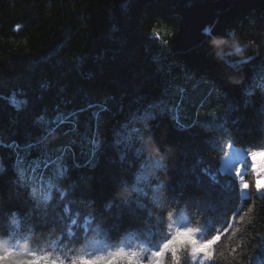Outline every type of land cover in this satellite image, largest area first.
<instances>
[{
    "label": "trees",
    "instance_id": "obj_1",
    "mask_svg": "<svg viewBox=\"0 0 264 264\" xmlns=\"http://www.w3.org/2000/svg\"><path fill=\"white\" fill-rule=\"evenodd\" d=\"M176 24L181 28L178 37ZM208 26L212 30L205 34ZM153 29L158 33L155 37ZM262 42L264 0H0V162L6 170L0 173V193L5 211L20 212L22 217L15 218L18 225H31L38 237L59 235L70 244L82 242L84 236L103 238L93 230L82 234L75 225L74 237L66 236L50 230V223L25 218L28 200L14 196L13 189L18 175L15 146L39 143L43 134L35 122L39 114L46 110L51 115L57 107L79 111L106 101L108 111L101 114L98 127L91 112L99 109L94 108L79 112L77 124L66 122L48 135V153L62 154L72 148L81 130L101 141L98 161L70 168L66 184L58 185L63 196L57 199L72 198L65 206L85 218L93 209L83 199H92L100 217L106 218L111 240L124 233L125 239L140 234L151 246L166 238L160 223L173 210L170 200L175 192L182 191L174 219L182 218L186 224L199 220L207 235L215 229L224 232L216 245V256L223 251L224 257L211 264H264V198L251 186L256 182L252 169L245 177L250 181V196L245 200L231 191L235 178L220 173L225 187L217 186L219 194L209 202L203 195L209 179L202 172L204 168L218 171L223 159L218 148L225 141L235 139L236 147L243 149L264 147L258 125L264 91L257 88L247 98L236 83L252 77L253 60L264 61ZM186 76L203 86L204 93L188 112L183 111ZM173 92L174 102L169 97ZM209 95L214 97L216 112L225 106L238 108L221 131L202 127L198 132H180L167 114L147 126L138 121L149 105L170 102L179 106L173 115L190 124ZM13 99L23 102L19 108ZM131 128L141 129L143 135L137 134L133 151L121 160L118 141ZM157 150L166 157V167L153 171L151 154ZM77 185L80 189L74 188ZM135 187L149 193L153 215L150 209L120 215L125 210L116 204L111 214L105 211L110 200L138 195L131 192ZM252 205L253 211L241 221L240 215ZM226 222L239 229L236 236H231L232 229L225 231Z\"/></svg>",
    "mask_w": 264,
    "mask_h": 264
},
{
    "label": "snow or ice",
    "instance_id": "obj_2",
    "mask_svg": "<svg viewBox=\"0 0 264 264\" xmlns=\"http://www.w3.org/2000/svg\"><path fill=\"white\" fill-rule=\"evenodd\" d=\"M212 30L211 26L205 27L203 32L205 34L210 33ZM158 35L155 29H153V36ZM207 39L213 40L216 43L214 37L205 36ZM158 59V58H157ZM249 59H252L251 57ZM253 65H255V71L252 74L250 79L243 81L238 85L241 88L243 96L251 98L254 95V92L257 88L261 91H264V61H259L257 63L253 60ZM247 66V65H245ZM241 68H237V71H240ZM244 70V68H242ZM179 91L183 93L184 88H179ZM13 104L17 108L21 106L23 102L16 101L13 99ZM27 107V105H26ZM178 105H171L170 102H157L155 104L149 105L148 109L143 112V115H139L138 121L143 122L145 126L156 120L161 115L167 114L170 119H172L174 126L177 131L180 132H198L203 126L209 123L208 119H201L200 113H197V118L192 120V123H183L179 118V115H173L174 111L178 109ZM99 109V111H92L91 115L95 118L97 122V127L101 120V114L108 111L107 102L98 103V104H89L87 109H80L79 111H61L58 107L53 110V114L49 115L46 110L43 111V114H39L36 117V125L42 129H48L47 133L41 136L39 143L35 145H29L28 147H35L39 151V160H29L24 159L23 161H16V170L18 175L15 176L16 184L13 189V195L20 197L21 199L27 198L29 203V208L26 214L23 216L25 218L31 219L33 216L36 217L41 223H50L51 229L54 231H63L66 236L74 237L72 231V225L76 226V229L88 232L89 230L95 231L97 234H102L106 231V218L102 219L98 213V208L95 202L92 199H83L85 206L93 211L87 213V218L85 214H82L75 209L70 210L65 205L69 203V200L72 198H63L58 200V196H63L62 190L58 187L59 184L65 183L69 176V168L66 162V157L61 155V153H48L47 152V138L51 132L55 131L60 126L64 125L66 122L75 121L77 124L79 121V112L91 109ZM238 108L226 106L221 110L220 119L227 121L231 117V113L237 111ZM215 112L211 113V116L215 117ZM212 123H216L213 119ZM233 124H236L237 121L233 120ZM259 129L262 134H264V103L261 104V109L259 112L258 118ZM51 126H55L54 128ZM217 127L223 128V123L217 124ZM137 134L140 136L143 135L141 129L131 128L128 132L122 133L118 141V144L122 148L121 160L125 159L130 152L133 151ZM262 142H264V135H262ZM95 145L96 142L92 141ZM237 140L230 139L225 141L222 144H219L218 150L223 153V160L221 166H219L217 172H212L207 168L202 169L204 175L209 179V184L206 188L203 189V195L209 202L214 201L217 195V186L221 189L225 187L221 183L219 178L220 173L231 175L235 178V184L231 188V191H234L237 195V198L240 200L248 199L250 196V181L246 179L248 173V168L251 167L252 172L255 178L261 179L264 178V174L261 173L260 168L261 164L264 163V159H258V157L264 158V147L259 149H253L249 151H242L236 147ZM9 147H14V145H8ZM69 152L68 149L64 150ZM160 151V150H159ZM250 159L251 163H248ZM156 167L159 168L157 162ZM6 170L4 167L0 166V173H4ZM31 173V175H29ZM63 178V180H61ZM145 177H138L137 184H140ZM66 184V183H65ZM251 186H254L256 193H258L262 198H264V184L258 183L255 181L251 182ZM31 188V191H29ZM74 188L80 189L79 185ZM56 190V195H53V190ZM129 190V189H128ZM172 191L175 192L173 189ZM131 192L137 193L135 196H124L120 200H110L105 205V211L110 213V209L116 204L118 207L123 208L125 211H121L120 215H132L137 213L139 210L150 209L151 214L153 215V209L150 207V201L147 199L149 193L145 191L143 187H135L131 189ZM71 193V192H70ZM175 197L173 196L170 200V204L173 206V210L167 211V214L171 217L175 211V208L180 206V200L177 197L184 195L182 191L175 192ZM51 200L52 203L49 204L47 201ZM118 202V203H117ZM255 205H252L248 208L247 212L243 215H240L239 219L243 221L245 216L251 213ZM57 209L59 211L57 212ZM11 211H5V200L2 193H0V216H4ZM237 213L232 214V220L235 221ZM69 221L71 222L69 224ZM251 222V221H249ZM13 224H17V220L14 218L12 220ZM59 225V227H58ZM232 229L231 236H236V233L239 231L238 228H235L232 223L226 222L225 231ZM224 232L219 230L216 235L212 238L210 243V252L207 255V261H212L216 259V245L221 240ZM87 238V236H84ZM231 237H229L230 239ZM188 245L180 242V246L177 248V259L179 258L180 253H182ZM239 247V245H237ZM264 250V248H261ZM260 250V251H261ZM233 254H236V248L231 249ZM196 258H199L197 256Z\"/></svg>",
    "mask_w": 264,
    "mask_h": 264
},
{
    "label": "clouds",
    "instance_id": "obj_3",
    "mask_svg": "<svg viewBox=\"0 0 264 264\" xmlns=\"http://www.w3.org/2000/svg\"><path fill=\"white\" fill-rule=\"evenodd\" d=\"M176 27L178 37L181 28L178 24ZM253 47L258 46L253 42ZM256 55L260 56L261 53L257 52ZM240 71L242 72V68ZM242 82V79L236 80L237 84ZM151 155L153 171L163 170L166 167V157L159 150ZM157 162L159 168L156 167ZM260 171L264 174V163L261 164ZM174 215L175 213L170 217L167 214L166 221L160 223L166 238L151 246L140 234L139 242L133 245L126 243L127 233L118 240H111L106 231L102 233V240L87 236L78 244H70L59 235H55V238L38 237L33 233L31 225L13 224L12 220L22 215L12 210L0 218V264H209L206 259L210 252L209 246L219 229L207 235L204 231L205 224L202 225L199 220L184 224L174 219ZM180 242L188 247L177 259ZM53 244L56 247L53 248ZM221 257H224L223 251L219 252L216 259Z\"/></svg>",
    "mask_w": 264,
    "mask_h": 264
},
{
    "label": "rangeland",
    "instance_id": "obj_4",
    "mask_svg": "<svg viewBox=\"0 0 264 264\" xmlns=\"http://www.w3.org/2000/svg\"><path fill=\"white\" fill-rule=\"evenodd\" d=\"M186 84H187V91L184 96L185 99L183 100V103H184L183 111L184 112H188L191 110V106L194 105L196 99H198L199 96H204V93L202 90L203 86L195 85L194 81L192 80L190 76H186ZM175 95L176 94L174 92L169 95L170 101L174 102L173 99ZM213 99L214 97L212 95H209L204 101L203 107L199 108L200 118L209 120V123L203 127L212 129L214 131H221L223 128L217 127V124L223 123V127H224L225 121L220 119L221 113L216 112L217 107L213 106L214 105ZM213 112H215L216 114L214 118L211 116V113ZM213 119L216 121V123H212ZM40 129L43 133L42 135H44L48 131V129H42L41 127ZM78 129H80V127H78ZM54 132H57V131L55 130L51 133H54ZM92 141H95L96 144L94 145ZM100 147H101V141L97 138L96 135L93 136V134L91 135L90 132H87L86 130H81L80 132H78V138L73 140L72 148L68 149L69 152L67 153L63 151L61 155L67 156L66 162H67L69 169L75 165H79L83 163H88V164L93 165L99 159L98 154H99ZM237 148L241 149L242 151L252 150V149H243L240 147H237ZM37 153L39 154V151L35 147L15 146V164H14L15 169H16V161L18 159L21 161H23L24 159L38 161L39 157L36 156ZM258 159H264V158L258 157ZM0 166H2L1 162H0ZM29 175H31V173H29ZM256 182L264 184V178H261L258 180L256 179ZM30 191H31V188H30ZM49 201H47V203ZM95 239L102 240L103 238H95ZM125 241L126 243L133 244V245L139 242L138 237L133 236V235H131L128 239H125ZM211 263L212 261L209 262V264Z\"/></svg>",
    "mask_w": 264,
    "mask_h": 264
}]
</instances>
